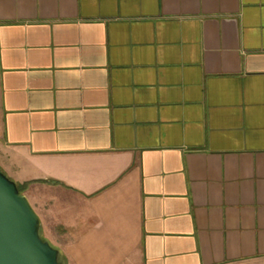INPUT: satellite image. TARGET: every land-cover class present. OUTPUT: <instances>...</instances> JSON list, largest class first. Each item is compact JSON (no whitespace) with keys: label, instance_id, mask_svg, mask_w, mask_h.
I'll return each mask as SVG.
<instances>
[{"label":"crops","instance_id":"1","mask_svg":"<svg viewBox=\"0 0 264 264\" xmlns=\"http://www.w3.org/2000/svg\"><path fill=\"white\" fill-rule=\"evenodd\" d=\"M0 169L65 264H264V0H0Z\"/></svg>","mask_w":264,"mask_h":264},{"label":"water","instance_id":"2","mask_svg":"<svg viewBox=\"0 0 264 264\" xmlns=\"http://www.w3.org/2000/svg\"><path fill=\"white\" fill-rule=\"evenodd\" d=\"M41 218L16 182L0 169V264H60L40 236Z\"/></svg>","mask_w":264,"mask_h":264},{"label":"trees","instance_id":"3","mask_svg":"<svg viewBox=\"0 0 264 264\" xmlns=\"http://www.w3.org/2000/svg\"><path fill=\"white\" fill-rule=\"evenodd\" d=\"M17 186H18V189H19L20 193L24 194V188L22 186H19V185H17ZM58 260H59V257H58ZM59 263L63 264V262H61L60 260H59Z\"/></svg>","mask_w":264,"mask_h":264},{"label":"rangeland","instance_id":"4","mask_svg":"<svg viewBox=\"0 0 264 264\" xmlns=\"http://www.w3.org/2000/svg\"><path fill=\"white\" fill-rule=\"evenodd\" d=\"M40 236H41V238H42L43 240H45V239L42 237V232H41V231H40ZM45 241H46V240H45ZM59 260H60L61 262H63V264H65L63 257H60V256H59Z\"/></svg>","mask_w":264,"mask_h":264}]
</instances>
